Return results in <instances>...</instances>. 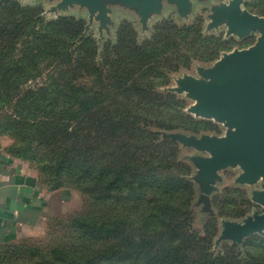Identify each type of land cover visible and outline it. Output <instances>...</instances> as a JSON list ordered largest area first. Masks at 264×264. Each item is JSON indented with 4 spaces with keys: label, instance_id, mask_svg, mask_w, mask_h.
I'll use <instances>...</instances> for the list:
<instances>
[{
    "label": "trees",
    "instance_id": "obj_1",
    "mask_svg": "<svg viewBox=\"0 0 264 264\" xmlns=\"http://www.w3.org/2000/svg\"><path fill=\"white\" fill-rule=\"evenodd\" d=\"M41 14L14 1L0 6V136L13 140L10 156L35 165L48 192L73 187L99 211L74 218L50 250L31 238L1 244L0 264H264V238L255 253L234 246L216 255L208 228L204 236L192 228L193 186L182 178L189 165L180 145L161 137L215 129L155 89L181 68L165 58L175 41L197 27L165 21L137 44L123 23L97 61L82 20ZM72 215L50 219L47 236Z\"/></svg>",
    "mask_w": 264,
    "mask_h": 264
},
{
    "label": "water",
    "instance_id": "obj_2",
    "mask_svg": "<svg viewBox=\"0 0 264 264\" xmlns=\"http://www.w3.org/2000/svg\"><path fill=\"white\" fill-rule=\"evenodd\" d=\"M12 0H0V6ZM175 4L179 15L190 11V0H168ZM242 0L211 9L208 30L219 25L227 27V35L243 38L258 32L256 43L244 50L223 55L211 69H200L203 79L185 76L177 80L171 92L185 93L194 101L187 113L211 119L224 125L228 131L222 137L186 136L181 132H161L162 139L177 142L183 148L208 153V157H191L198 168L197 181L201 194L198 204L203 212L212 214L209 195L218 179L217 173L226 167L239 165L243 173L239 183L264 181V18L241 10ZM75 5L86 9L88 21H99V32L111 23L108 6L135 9L140 22L145 24L152 14L160 12V0H59L49 12L66 11ZM51 21V20H50ZM253 202L264 207V190L255 192ZM264 231V214H253L243 223H224L217 243L232 240L235 244Z\"/></svg>",
    "mask_w": 264,
    "mask_h": 264
},
{
    "label": "rangeland",
    "instance_id": "obj_3",
    "mask_svg": "<svg viewBox=\"0 0 264 264\" xmlns=\"http://www.w3.org/2000/svg\"><path fill=\"white\" fill-rule=\"evenodd\" d=\"M17 2L20 6H33L39 7L42 10L40 17L45 21L55 20L59 17H74L75 19L82 20L85 24L84 35L90 36L96 42L97 61H101V57L106 45L114 46L117 42V32L119 27L126 23L135 32V41L137 44H141L146 40H150L154 36L157 26L168 21V26H175L177 28H185L188 26L197 27V34L188 36L185 41H175L178 46L172 49L165 58H168V62L172 64H178L181 68L176 72L169 74L167 83L158 85L155 87L159 93H173L171 89L177 87V80L183 79L185 76H190L195 79H203V76L199 73L200 69H211L215 63L226 54H229L235 50H244L252 47L259 37L258 32H252L250 35L243 38L237 36L227 35V27L225 25H219L217 28L208 30L207 25L210 22L211 9L214 6H221L228 4L230 0H190V11L188 15L181 16L177 11L175 4H171L168 0H160V12L158 14H152L145 24L140 22L135 9L121 8L118 5L108 6L109 18L111 23L107 25L105 30L99 32V21L96 19L88 21V13L85 8L75 5L68 8L66 11H57L52 14L50 9L55 6L59 0H12L10 2ZM241 10H245L253 15L264 18V0H242ZM174 45H171V47ZM220 49L218 55L209 62H202L201 58L206 52H211L216 49ZM178 98L184 101V112L194 104V101L183 94H176ZM190 115L194 120L214 126L213 131L205 130L204 127L208 125H202L200 128L204 129L199 134H189L181 132L186 136H195L200 138L208 135L212 137H222L228 131V129L214 120L205 119ZM211 126V125H210ZM212 128V127H211ZM5 141H9L5 150L10 147L13 140L8 136H0ZM181 160L185 161L189 165L188 175L182 176V178L190 182L193 186V199L191 202L192 210V228L199 233L200 236H204V229L208 228V232L213 235L211 238V251L214 254H224L230 252L231 248L236 246L239 252L244 254L245 252L255 253L257 251L256 240L264 238V231L261 235L254 234L245 238L241 244H235L232 240H222L217 243V239L223 229L224 223H243L247 218L252 217L253 214H264V207L253 202V194L264 190V181L258 180L252 184L239 183L238 178L242 175L243 171L239 165L226 167L225 169L217 173L218 179L213 183V190L209 195L212 214H205L202 210L203 204H198L199 195L202 193L200 190V182L197 181L198 168L191 162V157H208V153L200 152L192 148H183L180 146ZM18 159V158H17ZM20 160V159H19ZM22 161V160H21ZM29 165L35 172V165L29 162L22 161ZM37 173V172H36ZM59 190H69L75 192L78 198L75 199V203H72L73 214L68 219H65L62 224H55L49 236H47V226L42 235L31 238L32 243L41 244L40 250H50L58 241H61L67 234H70V228L67 226L71 224V221L76 217L85 216L92 212L98 213L97 208H93V203L79 190L73 187L61 188ZM58 191V190H57ZM94 209V210H92ZM68 213V214H70ZM76 213V214H74ZM66 214V215H68ZM64 216V215H63ZM209 222H212L209 224ZM47 225V224H46ZM26 239V238H23ZM6 242L3 244H16L19 245V241ZM1 245V244H0ZM27 245V244H24ZM28 245H33L28 243ZM231 253H233L231 251Z\"/></svg>",
    "mask_w": 264,
    "mask_h": 264
},
{
    "label": "crops",
    "instance_id": "obj_4",
    "mask_svg": "<svg viewBox=\"0 0 264 264\" xmlns=\"http://www.w3.org/2000/svg\"><path fill=\"white\" fill-rule=\"evenodd\" d=\"M8 143L0 137V244L42 235L78 198L69 190L48 192L28 164L6 152Z\"/></svg>",
    "mask_w": 264,
    "mask_h": 264
}]
</instances>
